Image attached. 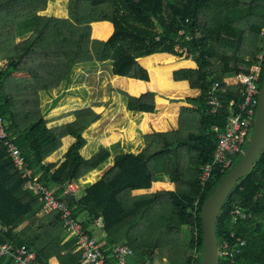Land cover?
I'll use <instances>...</instances> for the list:
<instances>
[{
    "label": "trees",
    "instance_id": "1",
    "mask_svg": "<svg viewBox=\"0 0 264 264\" xmlns=\"http://www.w3.org/2000/svg\"><path fill=\"white\" fill-rule=\"evenodd\" d=\"M48 1L56 0H0V13ZM70 1L89 2L97 16L109 13L112 35L106 41L93 40L89 17L42 16L44 7L10 14L22 20L20 30L26 32L22 40L7 46L5 64L0 66V116L9 137L28 167L35 171L37 181L66 202L85 233L94 237L96 223L101 220L100 232L110 240L109 246L128 238L133 251L128 264H154L157 259L164 264H200L201 206L241 156L233 159L226 172L215 169L204 186L199 177L217 145L212 126L223 130L227 117L241 103V86L227 81L248 75L263 52L260 35L264 29V0ZM110 33V24L103 22L98 25L96 39L103 40ZM164 55L195 62V67L172 74L175 82H186L190 89L199 92L197 98L185 99L193 107H183L176 129L142 135L141 150L134 153L113 156V148L102 147L94 157L85 159L81 153L87 145L85 132L101 115L90 108L79 109L73 112V122L47 126L41 93H50L67 83L74 68L109 63L114 77L149 82V74L140 61ZM17 73L26 76L20 80L22 76L14 75ZM155 74L156 83L166 87L165 74ZM263 78L264 61L259 91ZM215 83L222 107L212 113L208 101ZM138 84L130 88L138 92L143 89V84ZM155 94H124V100L129 111L154 114L158 111ZM185 112L197 115L193 127L186 130L181 119ZM68 138L74 142L63 159L48 162ZM99 172L102 175L80 198L64 194L69 183L79 184ZM157 182H171L175 189L133 194L151 191ZM25 183L0 145V219L2 226L8 227L1 240L34 250L41 264L54 260L59 264H84L78 238L68 233L61 213L42 214L43 202L35 192L24 188ZM235 208L246 218L233 219L231 212ZM183 227L188 228L184 247L175 238ZM149 230L162 231L167 240L158 243L156 236L147 238ZM215 233L219 250L231 233L246 244L230 262L220 264H264V151L253 170L231 190L218 215ZM149 240L155 242L148 243ZM106 245H101V249ZM105 254H111V250ZM0 264L15 263L3 257ZM106 264H114L113 259L108 258Z\"/></svg>",
    "mask_w": 264,
    "mask_h": 264
},
{
    "label": "rangeland",
    "instance_id": "2",
    "mask_svg": "<svg viewBox=\"0 0 264 264\" xmlns=\"http://www.w3.org/2000/svg\"><path fill=\"white\" fill-rule=\"evenodd\" d=\"M82 3L86 4L80 7ZM37 7H44L43 15L56 18H70L77 15L89 17L93 40L106 41L112 35L113 29L110 14L104 13L103 17L97 16L96 13L91 11L89 2L74 4L70 0H56L48 1V3ZM103 22L110 24L111 33L107 38L99 40L96 39L98 25H101ZM181 59L183 58L164 55L141 60V66L149 74V82L114 77L110 74L111 68L109 63H93L76 67L71 71L67 83H62L50 93L45 92L43 96L41 95V106L48 122L47 126L53 128L73 122V112L79 109L90 108L96 114L101 115V118L85 132L84 138L87 140V145L81 152L85 159L94 157L102 147L114 149V146H116V151L111 149L113 156L122 152L134 153L135 151H139L138 149L143 145L142 135L176 129L179 125L177 117L180 116L183 107H188L189 105L193 107L185 99L197 98L199 96V92L190 89L186 82H175L172 79L174 71L195 67V62L192 59ZM169 67L171 68L169 69ZM159 72H161V75L165 74V76H162L167 78L165 79L166 87L159 86L155 81V73ZM17 74H23L20 75L22 76L20 80L24 79V73ZM153 80L155 84L151 83ZM134 83L136 85H139L138 83L143 84V89L134 92L130 88V86L135 85ZM160 84L162 85V83ZM136 85L134 88L138 87ZM146 91L156 92L154 99L158 111L154 114L129 111L127 103L124 100V94L140 96ZM186 118H190L191 120L186 121ZM196 118V114L183 113L181 119L185 130L193 127L195 124L193 121H196ZM73 142L70 138L65 139L63 148L49 158L48 162L57 163V161L62 160ZM96 180V177H89V180L80 182L76 196H83L85 189ZM164 188L169 189L170 187L162 186V184L157 182L154 184L151 192ZM148 193L150 192L141 191L140 195ZM187 232L188 228L183 227L182 232L179 235H175V238L180 240L182 247L187 245ZM152 236H156L158 243L167 240V234L162 231L149 230L147 238ZM94 237L99 243L97 234ZM154 242L155 240L148 241V243Z\"/></svg>",
    "mask_w": 264,
    "mask_h": 264
},
{
    "label": "built area",
    "instance_id": "3",
    "mask_svg": "<svg viewBox=\"0 0 264 264\" xmlns=\"http://www.w3.org/2000/svg\"><path fill=\"white\" fill-rule=\"evenodd\" d=\"M260 36L263 40V52L259 55L258 61L252 67L250 73L235 78L234 82L227 83L241 86V103L238 105V110L227 117L223 130H220L216 125L211 128L216 134L217 145L212 160L202 168L199 177L202 186L208 182L215 169L221 173L226 172L233 165V159L242 156L248 148L259 102V80L264 61V29ZM217 89L218 84L215 83L208 101L209 111L212 113L222 107L217 97ZM232 104L233 102L230 103V106ZM0 145L6 150L8 158L11 159L21 179L26 182L24 188L35 192L40 201L43 202V211L45 213L53 211L61 213V218L68 233L78 238V250L82 252L84 264H106L108 258H112L114 264H128L127 261L133 257V251L127 240H124L122 244H117L111 256L106 255L96 238L84 232L82 223L72 216V210L66 202L59 199L53 189L44 185L43 182L39 183L37 181L35 171L28 167L20 151L10 139L1 116ZM78 189V184L71 182L66 186L64 194L76 195ZM231 214L233 219L237 216L246 218V214L242 213L239 208H235ZM0 229L3 230H0V258H11L15 264H41L38 260V254L34 250L1 240L2 232L8 229V227L2 226L1 219ZM245 245L241 238L231 233L229 238L221 242L220 250L218 245L219 263L221 261L223 263L230 262L233 256L239 254Z\"/></svg>",
    "mask_w": 264,
    "mask_h": 264
},
{
    "label": "water",
    "instance_id": "4",
    "mask_svg": "<svg viewBox=\"0 0 264 264\" xmlns=\"http://www.w3.org/2000/svg\"><path fill=\"white\" fill-rule=\"evenodd\" d=\"M264 151V78L259 92L253 134L248 148L240 161L225 176L213 193L203 202L199 219L201 223L203 254L200 264H220L218 241L215 233L216 221L221 208L237 182L255 167ZM124 240L120 242L123 243Z\"/></svg>",
    "mask_w": 264,
    "mask_h": 264
},
{
    "label": "crops",
    "instance_id": "5",
    "mask_svg": "<svg viewBox=\"0 0 264 264\" xmlns=\"http://www.w3.org/2000/svg\"><path fill=\"white\" fill-rule=\"evenodd\" d=\"M37 6H40V5H32V6H22V7H17V8H13V9H8L6 12H1L0 13V66L5 64V60L3 58H5L6 56H3L5 52H7L8 48L7 46L8 45H12V43H17L19 42L20 40H22L25 36V32L26 30L23 32L22 29L20 30V25H19V21L21 22L22 20H17L16 18H13L10 14L12 13H16V12H22V11H27V10H30V9H34V8H38ZM40 8V7H39ZM43 12V11H42ZM42 12H40V15L44 16L42 14ZM13 32V34L11 35H2L3 32ZM21 33H24V34H21ZM15 76L19 77L20 75H23V74H14ZM24 76H26V74H24ZM234 82V79L233 80H230V81H227V83H231V82ZM45 92H42L41 95L43 96ZM187 107V106H186ZM188 107H191L190 105ZM42 108V106H41ZM177 122H179V117H177ZM179 124V123H178ZM110 166H113V163L109 164ZM103 172V171H102ZM102 172H99L97 174H92L91 176H89L90 178H97L98 179V176H101L102 175ZM89 177L87 180H89ZM160 184H162V186H166V187H170L169 189H161V190H155L153 192H156V191H162V190H174L175 189V184L171 183V182H158ZM78 184V183H77ZM156 184V183H154ZM153 184V186H154ZM168 184H171V185H168ZM152 186V188H153ZM78 187H79V184H78ZM157 187V186H155ZM154 187V188H155ZM152 190V189H151ZM140 192L141 191H135L133 192L134 195H140ZM148 192H151V191H148ZM80 198V197H78ZM42 214H47L45 213L43 210H42ZM96 228H95V233L97 234V237H98V240H100L99 244L100 246L101 245H106V248L103 249L104 252L106 253V251H110L111 250V254L113 252V250L115 249L116 245L119 244L122 240H128V238L126 237H123L121 238L120 242H118L115 246H109L108 243L110 240H106V238H103L102 237V233L100 232V228L103 226V223L101 220H98L97 223H96ZM95 234V235H96ZM184 247V246H183ZM111 254H109V256H111ZM133 258V257H132ZM129 259L127 261V263H129L130 260ZM51 264H59L56 260L52 261ZM154 264H164L163 261H160L157 259V261H155Z\"/></svg>",
    "mask_w": 264,
    "mask_h": 264
}]
</instances>
